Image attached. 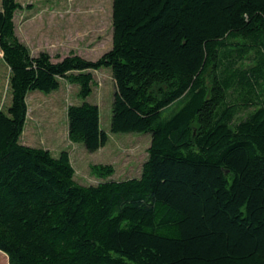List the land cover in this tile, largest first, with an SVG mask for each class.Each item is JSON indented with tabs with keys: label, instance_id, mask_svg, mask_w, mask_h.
Instances as JSON below:
<instances>
[{
	"label": "trees",
	"instance_id": "trees-1",
	"mask_svg": "<svg viewBox=\"0 0 264 264\" xmlns=\"http://www.w3.org/2000/svg\"><path fill=\"white\" fill-rule=\"evenodd\" d=\"M112 46L97 59L33 54L2 0L0 250L9 264H264V0H113ZM115 83L111 131L151 133L141 174L75 179L70 152L21 141L27 94L79 85L68 136L109 139L86 98L94 71ZM1 264V263H0ZM3 264V263H2Z\"/></svg>",
	"mask_w": 264,
	"mask_h": 264
},
{
	"label": "rangeland",
	"instance_id": "rangeland-1",
	"mask_svg": "<svg viewBox=\"0 0 264 264\" xmlns=\"http://www.w3.org/2000/svg\"><path fill=\"white\" fill-rule=\"evenodd\" d=\"M21 8L15 13L16 33L33 54L48 51L55 60L70 52L97 59L112 46L113 0H18ZM2 0H0V8ZM60 56V57H59ZM10 68L0 52V109L11 103ZM95 83L86 100L98 104L101 127L109 139L96 151H89L83 142L68 136L67 109L79 104V85L63 80L51 93L34 90L27 94L28 115L21 141L49 148L54 154L62 149L70 152L75 179L82 184H95V164H113L109 179H125L141 174L148 157L151 133L111 131L112 103L115 83L110 68L94 71ZM0 263L9 264L0 250Z\"/></svg>",
	"mask_w": 264,
	"mask_h": 264
}]
</instances>
